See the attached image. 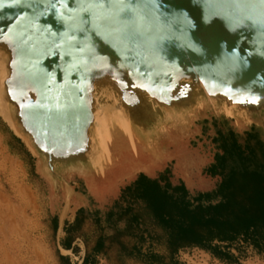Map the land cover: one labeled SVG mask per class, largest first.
Masks as SVG:
<instances>
[{
	"label": "water",
	"instance_id": "1",
	"mask_svg": "<svg viewBox=\"0 0 264 264\" xmlns=\"http://www.w3.org/2000/svg\"><path fill=\"white\" fill-rule=\"evenodd\" d=\"M0 49L3 97L54 187L102 174L94 113L122 110L162 148L203 102L264 124V0H0Z\"/></svg>",
	"mask_w": 264,
	"mask_h": 264
},
{
	"label": "trees",
	"instance_id": "2",
	"mask_svg": "<svg viewBox=\"0 0 264 264\" xmlns=\"http://www.w3.org/2000/svg\"><path fill=\"white\" fill-rule=\"evenodd\" d=\"M211 126L215 152L204 173L219 178L212 189L191 192L171 181L168 168L139 172L109 206L78 207L63 222L60 247L78 253L80 240L81 264H186L178 255L192 248L222 264H243L252 254L264 261V132L251 125L239 133L217 117ZM51 223L56 234L58 217ZM56 255L70 264L58 248Z\"/></svg>",
	"mask_w": 264,
	"mask_h": 264
},
{
	"label": "rangeland",
	"instance_id": "3",
	"mask_svg": "<svg viewBox=\"0 0 264 264\" xmlns=\"http://www.w3.org/2000/svg\"><path fill=\"white\" fill-rule=\"evenodd\" d=\"M213 117L227 119L239 133L251 125L264 132V124L230 118L225 112L203 102L189 116L186 128L178 135L179 141L161 161H157L156 166L137 145L122 155V144L108 147L107 150L118 159L115 164L94 179L78 173L65 176L71 187L69 190L62 182L54 187L52 181L38 171L33 150L20 138L22 136L9 113L0 108V264H61L56 255L57 248L61 254L69 256L70 264H81L84 245L80 240L76 241L78 253L64 250L59 245L63 222L71 220L78 207L109 206L118 196L120 187L139 172L155 176L168 168L171 181H183L191 192L206 191L207 183L214 187L219 178L204 173L215 152L211 142ZM205 120L208 122L204 124ZM203 125L207 126L206 132L202 131ZM106 127L108 131L112 130L109 122ZM121 139L127 145L139 144L131 133L124 134ZM53 216L59 221L56 234L52 229ZM178 257L186 264H222L196 248L183 250ZM97 264L107 262L99 259ZM243 264H264V261L252 254L243 260Z\"/></svg>",
	"mask_w": 264,
	"mask_h": 264
},
{
	"label": "bare ground",
	"instance_id": "4",
	"mask_svg": "<svg viewBox=\"0 0 264 264\" xmlns=\"http://www.w3.org/2000/svg\"><path fill=\"white\" fill-rule=\"evenodd\" d=\"M5 61H6L5 53L0 49V108H1V111L6 110V112L9 113L11 119L14 122V119L12 117L11 107L6 102L5 98L3 97V91H2V87H1V83H2V80L5 76V70H6L5 69ZM223 112L228 114V116H232V114L234 113L233 108L227 107V106H223ZM107 121L109 122V124L112 127V130H110L108 132L106 130L107 127H106V123L104 121V118L103 117L99 118L98 114L94 113V120H93L92 128L94 130V137L96 139V146H95L94 157H93L91 163H92L93 169H98L101 172H103L106 168H108L113 163L115 164L116 160H118V159H116V157L114 158L111 151L107 150L108 147H110V148L116 147V146L119 147L120 144H122L121 145L123 148L121 151V155H122L124 152H130L132 150V147L137 145V146H139V148L142 151H144L145 153H147L150 156L152 162L156 166L157 161H161L163 156L172 147H174L175 144L179 141L178 138L177 139L175 138L171 141V144H169V146L162 148V146L159 143V139L157 137H155L154 139H148V138H141V137L137 136L135 134V132L133 131V129L129 123V120L127 119L126 114L120 109H116L110 116H108ZM14 124L22 136L20 138H23L24 142H26L31 147V149L33 150V152L35 154L36 152L32 146V143L30 141L29 136L26 133H24L21 130V128L15 122H14ZM166 131L167 132L164 133L165 136L170 137L169 135H171V133L174 132L175 130L173 129V127H170V129H168ZM106 133H107V135H106ZM126 133H128V134L131 133L138 140L139 144L136 142H132L131 145L125 144L124 139H121V137L124 134L126 135ZM122 159H123V157H122ZM122 162H124V161H122ZM37 163H38L37 164L38 171H43V167H41V160L39 158L37 160ZM87 177L94 179V177H92V176H90V177L87 176Z\"/></svg>",
	"mask_w": 264,
	"mask_h": 264
},
{
	"label": "crops",
	"instance_id": "5",
	"mask_svg": "<svg viewBox=\"0 0 264 264\" xmlns=\"http://www.w3.org/2000/svg\"><path fill=\"white\" fill-rule=\"evenodd\" d=\"M182 166V164H180V167ZM181 169H182V167H181ZM183 171V170H182ZM184 172V171H183ZM135 177V176H134ZM133 177V178H134ZM132 178V179H133ZM213 188V185H209L208 183L207 184H205V188H204V190H210V189H212Z\"/></svg>",
	"mask_w": 264,
	"mask_h": 264
}]
</instances>
